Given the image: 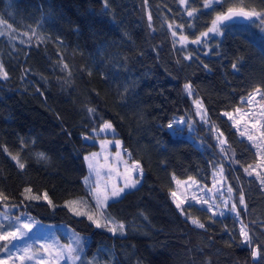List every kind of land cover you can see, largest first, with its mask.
I'll return each instance as SVG.
<instances>
[{"label": "trees", "instance_id": "1", "mask_svg": "<svg viewBox=\"0 0 264 264\" xmlns=\"http://www.w3.org/2000/svg\"><path fill=\"white\" fill-rule=\"evenodd\" d=\"M214 1L220 4L0 0V192L7 197L0 198V212L88 236L85 264H264V184L244 171L260 156L224 115L264 83V0ZM229 9L257 13L258 20H220L221 36L203 38ZM197 37L202 42L192 43ZM177 120L185 129L173 126ZM105 121L140 168L136 188L102 209L124 225L115 235L65 207L75 201L73 208L103 222L84 157L99 150L93 141L104 137ZM218 169L233 189L235 214L213 218L196 205L177 209L171 195L177 181L209 189ZM29 188L41 199H25ZM245 226L254 240L248 246L241 243Z\"/></svg>", "mask_w": 264, "mask_h": 264}, {"label": "rangeland", "instance_id": "2", "mask_svg": "<svg viewBox=\"0 0 264 264\" xmlns=\"http://www.w3.org/2000/svg\"><path fill=\"white\" fill-rule=\"evenodd\" d=\"M217 29L216 32L209 33L207 37L203 38L221 36L223 29L220 21H217ZM203 38H201V40ZM179 39L182 41V45L187 44L189 41L184 37H180ZM192 93L191 98L194 101L197 112H199L198 116L202 121H206L203 107L202 109H198L196 103L201 100L195 97L193 90ZM261 94H264V83L242 99L241 106L238 108L239 111L236 109L234 112L230 113L231 119L227 117L240 137L255 148L259 154L260 162L253 167L254 171L252 169L253 175L255 174L257 177L258 174L264 175V138L261 137V131L264 130V99H261ZM200 103L202 104V102ZM173 126L183 130L186 124L182 120H177ZM189 129L193 131L192 128ZM241 132L244 133L243 136H241ZM101 134L104 137H98V140L93 141L99 145V150L86 156L97 154L96 168L95 170H90V178L94 185V189L99 185L102 191L106 190L110 192L113 186L117 188L124 187L129 178L126 169L132 168L135 164L129 162L130 158L128 154L125 152L121 141L114 138L113 131L109 130L107 132H101ZM249 135L253 136V140H248ZM116 141L120 142L119 147H117ZM257 144H259L260 147H257ZM139 174L140 168L132 172L131 179L137 180ZM224 185L225 176L222 171L218 169L215 174L213 186L209 189L201 185L199 186V184L192 180H183L179 181V183L176 182L175 192L177 195L173 199H175L176 203L181 204V208L185 205H196L209 212L213 218H222L227 214H235L231 209L234 199L231 193L228 192V188ZM129 190L131 189L126 190V192ZM116 198L118 197H110L104 207ZM205 201H207V203H205ZM18 218L19 219L11 214L0 212V235H6L8 232L16 233L15 238L9 236L7 239L0 240V243L3 241L1 244L3 248L0 254V264L81 263L79 262L80 260L72 261L67 259L66 254L58 258L57 252L60 246L71 244L73 248L78 249L76 254L81 256V253L85 251V246L89 241L88 236L75 232L66 224L52 226L40 223L35 219H31L29 216H18ZM25 224L29 225V227L25 228ZM77 238L79 239V243H77ZM13 245H15V247H13ZM46 246H51L48 248V251H45ZM26 250L27 256H30L31 259L25 258L21 261L20 257L25 256Z\"/></svg>", "mask_w": 264, "mask_h": 264}, {"label": "snow or ice", "instance_id": "3", "mask_svg": "<svg viewBox=\"0 0 264 264\" xmlns=\"http://www.w3.org/2000/svg\"><path fill=\"white\" fill-rule=\"evenodd\" d=\"M184 0H181V3H183ZM106 7V5H105ZM229 14L230 15H227V16H218L216 18L215 21H213V26L211 28L208 29L207 32L205 33H202V36L203 37H207L209 35V33H212V32H216L218 29H217V21H220V20H228L230 19V16L231 14H234L232 12V9H229ZM243 15L245 16H248V15H252V16H255L257 15V13H242ZM187 15L189 17H192L193 16V12L192 11H188ZM262 19H264V17H261ZM149 19H151V17H149ZM172 26L169 25V28H171ZM173 36L176 35V32L173 31L172 33ZM202 41H201V38L200 37H197L196 40H193L192 43L194 44H200ZM186 59H190V57H186ZM233 69H236L237 68V65L234 63L232 65ZM2 71V70H0ZM6 75V74H4ZM184 91L189 95L191 96L193 93H192V85L190 83H186L184 85ZM261 99H264V94H261ZM247 102V101H246ZM197 107L198 109H202L203 105L197 101ZM89 113L91 114H94L95 113V109H88ZM237 111H239V109H237ZM199 114V112H198ZM225 116L229 117V119H231V114L228 113V112H225L224 113ZM238 123V121H237ZM169 127L171 128L172 125L170 124ZM113 131L114 132V129H113V125L111 122H103V127L100 128V131L101 132H107V131ZM244 133L241 132V136H243ZM261 137L264 138V130L261 131ZM248 140H253V136L252 135H249L248 136ZM225 141L224 140H220V144H224ZM119 144L120 142L119 141H116V145L117 147H119ZM257 147H260L259 144H257ZM96 156L97 154H92V156H85L84 159L85 161L88 162V168L90 170H95L96 168ZM37 157L39 159H46V156L44 153H37ZM12 159L16 160L17 157H12ZM19 167L22 169L24 168V164L20 163L19 164ZM249 168H251V166H249ZM249 168H245L244 171L249 175V176H252L253 174V171H249ZM139 169V165L138 164H135L133 165L132 168H129V169H126V172L128 173V180L126 181L124 187H121V188H117L115 186L112 187V190L110 192L104 190L102 191L100 188H99V185L96 186L95 189H91L90 190V194L92 195L93 199L95 200V208L97 209V211L100 212V215L101 217L103 218V222L101 221L100 218H96L94 217V214H89L88 212H85V211H77L75 208L72 207V204L74 203H77L75 201L73 202H66V205L65 207L68 208L69 211L73 212L74 215L76 216H86L88 220L92 221L95 226L97 228H102V227H107L108 228V231L112 234H116L117 231H119L121 234H123V231H124V225L122 223L120 224H116L115 221H113L111 218L109 217H104L103 216V212H102V209L104 208V205L105 203L109 200L110 197L112 198H115V197H120L122 194H126V190L128 189H133L136 187L137 183L139 182L138 180H133L131 179V174L133 171H136ZM222 171V169H221ZM258 178L260 179L261 181V184H264V175H260L258 174ZM86 181H87V178H85ZM177 183H179V181H177ZM233 191V189L231 187L228 188V192L231 193ZM29 193H31V189H25V199H35V200H39L41 199L40 196H32V195H29ZM171 195L173 197H176V192L173 191L171 193ZM0 198H3V199H7V197L4 196V194L2 192H0ZM43 199L44 200H47L48 197H47V193L44 194L43 196ZM49 204H51V201H48ZM205 203H207V201H205ZM239 203L241 205L244 204V196L241 195L240 198H239ZM191 206V205H189ZM176 207L177 209H181V204L180 203H177L176 204ZM232 210L233 211H236V205L233 204L232 205ZM181 211L183 212V209H181ZM19 219V218H17ZM191 223L193 225H196L197 227L203 229L205 227V225L203 223H199L196 219H192ZM25 228L29 227V225L25 224L24 225ZM13 237L15 238L16 237V233L15 232H8L6 235H0V240H4V239H7L8 237ZM240 236L243 238L241 243L244 245V246H248V245H251L254 243V240H253V237L250 235L249 231L247 230V227H241L240 229ZM77 243H79V239L77 238ZM0 247H3V245H0ZM13 247H15V245H13ZM51 247V246H46L45 247V251H48V248ZM78 252V249L76 248H73L71 246V244H68V245H63V246H60V249L59 251L57 252V257H63L65 254L67 255V259L69 260H72V261H76V260H81L80 256H78L76 253ZM251 255L252 257L255 259L258 257L259 255V252L257 250V248H252L251 250ZM25 258H28V259H31L30 256H27V250L25 252V256H21L20 259L21 261H23ZM81 264H85L84 261L81 260ZM115 264H119L118 261L115 262Z\"/></svg>", "mask_w": 264, "mask_h": 264}, {"label": "water", "instance_id": "4", "mask_svg": "<svg viewBox=\"0 0 264 264\" xmlns=\"http://www.w3.org/2000/svg\"><path fill=\"white\" fill-rule=\"evenodd\" d=\"M213 3L220 4V1H214L213 0ZM233 13L234 14H231V16H230V19L221 20V22L224 24L227 21L235 20V21H238L240 23H244L245 24V23H250V22H254V21L258 20V16L257 15H255V16H252V15L245 16V15H243L242 13H250V12H246V11H243V10H237V11H234ZM227 15H230L229 12L225 16H227Z\"/></svg>", "mask_w": 264, "mask_h": 264}, {"label": "flooded vegetation", "instance_id": "5", "mask_svg": "<svg viewBox=\"0 0 264 264\" xmlns=\"http://www.w3.org/2000/svg\"><path fill=\"white\" fill-rule=\"evenodd\" d=\"M227 22H231V23H240V22L235 21V20H230V21H227ZM227 22H226V23H227Z\"/></svg>", "mask_w": 264, "mask_h": 264}]
</instances>
